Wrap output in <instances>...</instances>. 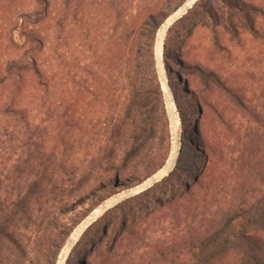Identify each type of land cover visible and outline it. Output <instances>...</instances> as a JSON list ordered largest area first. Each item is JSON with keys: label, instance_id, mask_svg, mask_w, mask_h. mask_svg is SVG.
<instances>
[{"label": "rangeland", "instance_id": "obj_1", "mask_svg": "<svg viewBox=\"0 0 264 264\" xmlns=\"http://www.w3.org/2000/svg\"><path fill=\"white\" fill-rule=\"evenodd\" d=\"M180 1L0 0V264H169L228 219L264 156V0H202L160 60Z\"/></svg>", "mask_w": 264, "mask_h": 264}, {"label": "trees", "instance_id": "obj_2", "mask_svg": "<svg viewBox=\"0 0 264 264\" xmlns=\"http://www.w3.org/2000/svg\"><path fill=\"white\" fill-rule=\"evenodd\" d=\"M184 0H181L178 5L174 8V11L178 10ZM202 0H197L193 7H196L200 4ZM167 17V16H166ZM188 16H182L177 19L168 29L167 34L170 35L176 26L187 19ZM161 23V21H160ZM160 23H155L153 36H155L156 29L159 28ZM247 25L250 27L253 26L251 20L246 21ZM168 39L164 43V61L167 67H169V53H168ZM5 71L7 74L10 72V67H6ZM8 75L1 76L0 83H4L8 78ZM157 79V78H156ZM157 86L159 87V92L162 97V91L160 89V82L157 79ZM169 85L172 86V82L169 81ZM142 92L136 90L132 93L129 98V110H137V107H140L142 104V99L140 98ZM139 99V100H138ZM141 100V101H140ZM176 103L180 106V103L175 97ZM139 112V111H138ZM21 112H17L20 114ZM139 114H141L139 112ZM136 116V115H135ZM135 116H128L129 122L132 126L136 125ZM260 121L259 117H255ZM136 129V127H135ZM134 131L131 133V137L134 139L139 138V134ZM260 145L261 142H258ZM264 143V141L262 142ZM263 151H264V146ZM138 148L137 145H133V150ZM257 149V153L259 152ZM264 155V154H263ZM249 157V156H248ZM247 157V158H248ZM167 157L166 155L162 156V161L159 164V168L163 166ZM252 158L247 159V163L251 161ZM259 163V164H258ZM123 168V167H122ZM257 169V171H256ZM124 170H129L125 167ZM255 173L249 175L247 173L244 175L243 184L244 186L238 191L236 189V196H239V200L234 204L235 207L232 210V213L226 219L222 226L218 229H214L205 234L186 236L180 240V242H174L169 246L165 245L163 248L157 250L158 259L161 262L168 261L169 264H264V240L263 238L256 233L257 229L264 227V156L258 160L255 166ZM120 172L116 173L114 179L120 177ZM129 172H124V174ZM176 170H173L168 177L165 179L168 180L174 174ZM195 181H199L198 178H195ZM151 191L152 187L143 190L140 193H137L123 202L119 203L117 209L120 211L121 225L124 226L127 224L125 217L127 215L128 204L138 203L141 204L142 201L151 200ZM241 201L240 203H238ZM238 203V204H237ZM115 207V208H116ZM131 208V207H130ZM113 209H111L112 211ZM85 218V216H84ZM83 219V218H82ZM81 219V220H82ZM76 227L73 226L72 229L68 232H65L64 236L68 237L73 229ZM91 227V226H90ZM89 227V228H90ZM88 228V229H89ZM87 229V230H88ZM86 230V231H87ZM199 232V231H198ZM198 234V233H197ZM85 235V234H84ZM81 237V239L84 237ZM88 237L87 239H89ZM61 247V246H60ZM237 250L233 260L226 262V259L230 256V250ZM230 253V254H229ZM70 261V260H69Z\"/></svg>", "mask_w": 264, "mask_h": 264}, {"label": "bare ground", "instance_id": "obj_3", "mask_svg": "<svg viewBox=\"0 0 264 264\" xmlns=\"http://www.w3.org/2000/svg\"><path fill=\"white\" fill-rule=\"evenodd\" d=\"M196 0H190L187 4H185L182 9L178 12H176L173 16H171L168 20L165 21V23L160 27L159 32H158V42H157V55L159 57V59L161 60L162 57V43L164 41V37L165 34L167 32V28L170 26V24L173 22V20L181 13L185 12L191 5H193V2H195ZM170 165H166L164 167V169L162 170V172H166L169 170ZM99 212L98 209H96L93 214L91 215V217L95 216L97 213ZM84 228V225L79 226L78 228V232H80L82 229ZM77 231H75L69 238L68 242H67V246L64 248L63 252H62V256H61V263H63L64 261V257L67 255L70 247L75 243L76 239H77ZM66 258V257H65Z\"/></svg>", "mask_w": 264, "mask_h": 264}, {"label": "water", "instance_id": "obj_4", "mask_svg": "<svg viewBox=\"0 0 264 264\" xmlns=\"http://www.w3.org/2000/svg\"><path fill=\"white\" fill-rule=\"evenodd\" d=\"M196 1H197V0H196ZM196 1H195V2H196ZM195 2H193V5L195 4ZM193 5H191L189 8H191ZM181 7H182V6H181ZM189 8H188V9H189ZM179 9H180V8H179ZM179 9H178V10H179ZM188 9H187L184 13L179 14V15L173 20V22L176 21L177 19L181 18V17L183 16V14H185V13L188 11ZM178 10H176V11H178ZM176 11H175V12H176ZM173 22H172V23H173ZM168 28H169V27H168ZM168 28H167V30H168ZM149 184H150V182H148V183L146 184V186L149 185Z\"/></svg>", "mask_w": 264, "mask_h": 264}]
</instances>
